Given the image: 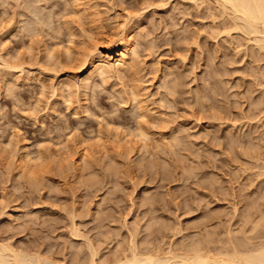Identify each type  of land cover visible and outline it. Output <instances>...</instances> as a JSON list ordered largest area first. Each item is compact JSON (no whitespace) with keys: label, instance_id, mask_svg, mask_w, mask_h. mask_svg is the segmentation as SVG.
Here are the masks:
<instances>
[{"label":"rangeland","instance_id":"rangeland-1","mask_svg":"<svg viewBox=\"0 0 264 264\" xmlns=\"http://www.w3.org/2000/svg\"><path fill=\"white\" fill-rule=\"evenodd\" d=\"M214 2L0 0L1 244L88 264L92 247L99 263L135 244L141 252L178 251L211 236L207 249L232 252L264 243V50ZM79 3L99 18L79 14ZM131 18L147 35L135 72L96 79L88 96L75 86L61 95L85 49L117 39ZM164 70L185 76L178 93L161 87L175 77ZM135 89L147 116L133 101ZM166 95L174 100L168 105ZM199 96L208 97L204 107ZM180 126L193 152L172 139ZM25 148L46 155L30 176L19 167Z\"/></svg>","mask_w":264,"mask_h":264},{"label":"bare ground","instance_id":"bare-ground-1","mask_svg":"<svg viewBox=\"0 0 264 264\" xmlns=\"http://www.w3.org/2000/svg\"><path fill=\"white\" fill-rule=\"evenodd\" d=\"M83 1V0H82ZM164 1V0H163ZM191 1H193V2H201V0H191ZM205 1V0H204ZM215 2H214V4L215 3H217V8H219L220 6L222 7V9H223V12H225V14L227 13V12H230V15H231V19H232V24H233V26H232V24H231V26L232 27H234V30L236 31V30H238V31H242L243 33H245L247 36H250L251 38H252V40H254L255 41V43L256 44H258V47H260L262 50H264V0H214ZM78 2V1H77ZM159 2H160V0H159ZM80 3H81V1H80ZM78 4V5H80V6H78V8L77 9H79V7H81L82 8V10H81V8H80V12H79V14H81V11H84L85 12V14H86V12L88 13L89 12V15L91 16H93V14H91L92 12L90 11V8H92V7H90L89 8V6L88 7H83V5H84V3H83V5L82 4ZM86 3V2H85ZM152 3V2H151ZM88 4V3H87ZM153 4H154V2H153ZM164 4H165V2H164ZM164 4H163V7H164ZM199 4V3H198ZM201 5H202V3H200ZM199 4V5H200ZM166 6L168 5L167 4V2H166V4H165ZM196 5V4H195ZM200 5V6H201ZM216 5V4H215ZM220 5V6H219ZM76 6V7H77ZM198 6V5H197ZM199 6V7H200ZM27 7V6H26ZM25 7V8H26ZM31 7V6H30ZM29 7V8H30ZM33 7V6H32ZM37 7V6H36ZM39 7V6H38ZM159 7V6H158ZM34 8H35V5H34ZM209 8V7H208ZM33 9V8H32ZM38 9V8H37ZM31 11V10H30ZM37 10H35V12H36ZM217 11H218V9H217ZM220 11H221V9L219 10V13L218 14H220ZM27 12H28V10H27ZM78 12V11H77ZM84 12H82V13H84ZM91 12V13H90ZM97 12V11H96ZM24 13H26V12H24ZM30 13V12H29ZM34 13V12H33ZM36 13H38V12H36ZM36 13H34V14H36ZM94 14H95V12H94ZM98 14V13H97ZM141 14H143V13H141ZM229 14V13H228ZM228 14H226V15H228ZM37 15V14H36ZM81 15H83V14H81ZM89 15H87V16H89ZM130 15V14H129ZM128 15V16H129ZM26 16V15H25ZM29 16V15H28ZM89 16V17H90ZM92 16H91V18H92ZM138 16V15H137ZM140 16V15H139ZM229 16V15H228ZM85 17H86V15H85ZM89 17H86V18H89ZM129 17H132V16H129ZM128 17V18H129ZM26 18V17H25ZM30 18H31V16H30ZM99 17H97L96 19H98ZM134 18V17H133ZM133 18H131V20L133 19ZM138 18V17H137ZM230 18V16L228 17V19ZM29 19V18H28ZM28 19H26V20H28ZM33 19V18H32ZM92 19H95V17L94 18H92ZM95 19V20H96ZM34 20V19H33ZM95 20H93V21H95ZM138 20H140V19H138ZM92 21V20H91ZM92 21V23H94ZM126 21H128V24L129 25H126L127 24V22H126V26L124 27V29H123V31H122V34L119 36V37H117V34H116V38L117 39H115V40H112L111 39V41H109V42H104L103 44H104V46H102L100 43H99V46L101 45L102 47H95V48H92V49H90V47L88 48V49H90L91 51H88V50H86L85 49V52H86V54L84 55V53H82V55H84L85 56V59H84V61H83V64L81 65L82 67H80V64H79V66L78 67H80V68H78L79 70V72L76 74V77L77 78H70L71 76H69V78L70 79H74V80H72V81H70V82H72V83H70L69 82V80L70 79H68V78H66V81H68V83H65L64 82V84H62L63 85V88L60 90V91H62V92H60V93H62L61 95H64L63 93V91H65V90H68V91H70L71 90V88H73L74 86L77 88V89H79V90H83L84 92V94L86 93L87 94V96H88V92L92 89V87H93V85H94V83H95V80L96 79H98V80H102L101 81V83L102 82H104L106 79H110V77L111 76H113V75H117V76H120V75H123L124 73H126V72H128L129 73V71H134L135 72V70H134V68H135V66H136V60H137V49H138V47H140L142 44H144V43H146L147 42V35L146 34H144V33H142V32H140L141 30H139L138 31V29H137V27H136V25L135 24H132V22H134L135 23V21H136V19H135V21L134 20H132V21H130V20H126ZM33 22V21H32ZM96 22V21H95ZM98 22V21H97ZM137 22V21H136ZM141 22V21H140ZM33 23H35V22H33ZM96 24V23H95ZM137 24H139V22L137 23ZM154 24V23H153ZM29 25H31V24H29ZM28 26V25H27ZM138 26V25H137ZM141 26V25H140ZM32 27V26H31ZM22 28V27H21ZM99 28V27H98ZM32 29H33V27H32ZM147 29V28H146ZM233 30V28L231 29L230 28V31H232ZM30 31V30H29ZM229 31V29L227 30V32ZM230 31H229V33H230ZM96 32V31H95ZM72 33H70V35H71ZM185 34V33H184ZM94 35V34H93ZM92 35V36H93ZM96 35V34H95ZM72 36H73V34H72ZM71 37V36H70ZM102 38V37H101ZM149 38H150V36H149ZM106 43V44H105ZM95 44V43H94ZM152 44V43H151ZM97 46H98V44H97ZM148 47V46H147ZM148 48H150V47H148ZM153 48V47H152ZM70 51V50H69ZM69 51H68V53H69ZM71 54V53H70ZM84 56L82 57V59L84 58ZM138 63V62H137ZM9 64V63H8ZM209 65H211V63L209 64ZM7 66H9V67H7L8 69H11L10 68V64L9 65H7ZM12 67V66H11ZM173 67V66H172ZM213 67V66H212ZM215 67V66H214ZM14 68V67H13ZM170 68V67H169ZM176 68V67H175ZM210 68V67H209ZM174 68H172V70H173ZM216 69V68H215ZM177 70H178V68H177ZM217 70V69H216ZM216 70H214V72L216 71ZM165 71V70H164ZM137 72H138V68H137ZM217 72V71H216ZM75 73V72H74ZM127 73V74H128ZM139 73V72H138ZM165 73H166V71H165ZM173 72L172 71H169L168 73H166L167 75H166V77H170L171 76V74H172ZM213 73V72H212ZM133 74V73H132ZM131 74V75H132ZM135 74V73H134ZM133 74V75H134ZM220 74V73H219ZM133 75H132V77H133ZM137 75V74H136ZM164 75V74H163ZM173 75H175L174 73H173ZM183 75V74H182ZM182 75H179L178 73H177V75H175V77H173V78H169V79H167L166 77V79H167V81H165L164 83H161L162 85H161V87L163 88H165V89H169V90H171V93L173 94V92H175V93H178L179 92V88H180V85H183V83L181 82L182 80H183V78L185 77H183L182 78V80H181V76ZM212 75V74H211ZM67 76V75H66ZM126 76H128V75H126ZM129 77V76H128ZM136 78L135 79H138L137 78V76H135ZM212 77V76H211ZM112 78V77H111ZM113 78H115V77H113ZM118 78H120V77H118ZM121 78H123V76L121 77ZM120 78V79H121ZM130 78V77H129ZM218 78H220V77H218ZM76 79V80H75ZM124 79V78H123ZM141 79V78H140ZM139 79V81H141ZM161 79H163V78H161ZM161 79H160V81H161ZM166 79H164V80H166ZM208 79V78H207ZM221 79V78H220ZM219 79V80H220ZM122 80V79H121ZM132 80V79H131ZM222 80V79H221ZM133 81V80H132ZM208 81V80H207ZM213 81V80H212ZM215 81V80H214ZM135 82V81H134ZM163 82V81H162ZM184 82H185V80H184ZM136 83H137V81H136ZM182 83V84H181ZM206 83V82H205ZM211 83V82H210ZM220 84H221V82H219ZM218 83V84H219ZM6 84H8L7 82H6ZM105 84V83H104ZM217 84V85H218ZM10 85V84H9ZM9 85L7 86V87H9ZM184 85H185V83H184ZM206 85V84H205ZM210 85V84H209ZM126 86V85H125ZM135 86V88H136V86H139V85H136V84H134L133 86H131V87H134ZM7 87H6V89H7ZM131 87H129V88H131ZM185 87V86H184ZM205 87V86H204ZM211 87V86H210ZM215 87V86H214ZM223 87V86H222ZM10 88V87H9ZM161 88V89H162ZM221 88V87H220ZM65 89V90H64ZM125 89V88H124ZM138 89H140L139 87H138ZM142 89V88H141ZM144 89V88H143ZM158 89H159V87H158ZM184 89V88H183ZM182 89V90H183ZM208 89V88H207ZM214 89V88H213ZM218 89H219V87L216 89L217 90V92H218ZM57 90V89H56ZM55 90V91H56ZM93 90H95V89H93ZM122 90V89H121ZM126 90H127V88H126ZM180 90H181V88H180ZM211 90V89H210ZM166 91V90H165ZM204 91V90H203ZM220 91L221 90H219V95L220 94H224V93H220ZM222 91H223V89H222ZM117 92V91H116ZM124 93H125V91H123ZM183 92V91H182ZM181 92V93H182ZM184 92H185V89H184ZM206 92V91H205ZM66 94H68L67 92H65ZM91 93V92H90ZM94 93V92H93ZM140 93H142V91L141 92H139V90L137 91V89H135L134 91H132V98H133V101H134V103L136 104V105H138L139 106V109H140V112H141V114H142V116H147V114L149 115V110H148V108H146V107H143L145 104H143V103H145V102H142L141 101V99H138L139 98V94ZM174 93V94H175ZM201 93V92H200ZM200 93H198V94H200ZM209 93H211V92H209ZM85 94V95H86ZM121 94V93H120ZM119 94V95H120ZM126 94H128V92L126 93ZM173 94V95H174ZM180 94V93H179ZM182 94H184V93H182ZM197 94V95H198ZM205 94H208V93H205ZM90 95V94H89ZM94 95V94H93ZM92 95V96H93ZM129 95V94H128ZM140 95H142V94H140ZM144 96H145V94H143ZM201 95H202V93H201ZM209 96V95H208ZM215 96V95H214ZM121 98H122V96H120ZM143 97V96H142ZM146 98H147V96H145ZM166 97H167V95H166ZM198 97V96H197ZM144 98V97H143ZM168 98V97H167ZM205 98H208V97H204V96H199V98H198V102L200 103V105H205V104H203L204 103V100H206ZM212 98V97H211ZM214 98V97H213ZM87 99H88V97H87ZM123 99V98H122ZM125 99H123V102H125L124 101ZM172 100H173V98H172ZM171 100V101H172ZM142 102V106L140 105V103ZM145 101H146V99H145ZM162 101V100H161ZM164 102H165V99L163 100ZM167 102H166V104L168 103V104H170V98H168V100H166ZM174 101V100H173ZM207 101V100H206ZM213 101V100H212ZM122 102V101H121ZM122 102V103H123ZM127 102V101H126ZM164 102H162V103H164ZM208 102H210L209 100H208ZM208 102H206V104H208ZM125 104H127V103H125ZM167 104V105H168ZM172 104V103H171ZM147 105V104H146ZM210 105V104H209ZM204 107V106H203ZM202 107V108H203ZM205 107H208L207 105L205 106ZM127 108V107H126ZM146 108V109H145ZM131 109V108H130ZM150 109V108H149ZM146 110H148V111H146ZM152 110V109H151ZM139 111V110H138ZM146 112H148V113H146ZM139 113V112H138ZM152 113V112H151ZM140 114V115H141ZM139 117H141V116H139ZM143 127V126H142ZM139 129H137V132H139V135L137 134V136L139 137H141V139L142 140H145L144 142H146V137L145 136H147L148 134H146V131L144 132V130H145V128H144V130H143V128H141V127H138ZM186 128H184L183 126L181 127H176L174 130H173V132L172 133H170L171 134V137H172V139L176 142V144H183L184 146H186L188 149H186V150H188L189 151V149H190V151H194V150H192V149H194V147H193V144L195 143L194 141H193V139H190V137H189V135L190 134H187V132L189 131H187L186 132V130H185ZM125 133V132H124ZM128 135H129V137H131V138H137V136L135 135V132L133 133V135H135V136H130V135H132V134H130L129 132H126ZM208 133V132H207ZM124 135V134H123ZM194 135V134H193ZM191 136H192V134H191ZM145 138V139H144ZM149 138V137H148ZM190 140H189V139ZM141 139H138L137 138V140H139V141H142ZM234 139V138H233ZM129 140L131 141V139L129 138ZM133 140V139H132ZM191 140L194 142H191ZM118 141V140H117ZM132 142V141H131ZM137 142V141H136ZM143 142V141H142ZM236 142V141H235ZM119 143H120V141H119ZM128 143H130L129 141H128ZM85 144V140L83 139V138H81L80 140H79V145L81 146V145H84ZM146 144V143H145ZM145 144H142L143 146L145 145ZM128 145V144H127ZM231 145H232V143H231ZM12 146H14V145H12ZM16 146V149H17V145H15ZM24 146V145H23ZM27 147V146H26ZM129 147V146H128ZM14 148V147H13ZM20 149L22 148L23 149V147H19ZM125 148H127L126 146H125ZM132 148V147H131ZM140 149H138V150H141V148L142 147H139ZM145 148H147L146 147V145L144 146V149L143 150H145ZM20 149H18V152H19V150ZM63 149H65V148H63ZM25 150V151H24ZM23 151L24 152H22L21 154V161L23 162V164H21V165H23V166H19V167H21V175L22 174H25V175H27V176H30L31 175V169H32V165L35 163V161H37V162H39V160L40 159H42V158H44L45 156H44V154L45 153H43L40 149L38 150L37 149V151L36 152H31V151H29L28 149H24ZM126 150V149H125ZM142 150V151H143ZM13 151L16 153V151H15V148L13 149ZM127 151H128V149H127ZM146 151V150H145ZM189 151V152H190ZM129 152V151H128ZM191 152V153H192ZM43 153V154H42ZM151 154V153H150ZM194 154V153H193ZM197 154H198V152H197ZM200 154V153H199ZM85 155V154H84ZM84 155H82L83 156V158H84ZM19 158V159H20ZM46 158V157H45ZM81 158V157H80ZM79 158V159H80ZM86 158V157H85ZM84 158V159H85ZM148 158V157H147ZM80 160H82L81 162H83L84 160L83 159H80ZM15 161V160H14ZM79 162V161H78ZM77 163V162H76ZM152 163V162H151ZM150 163V164H151ZM16 165H17V163H16ZM15 167V166H14ZM34 169V168H33ZM19 170V169H18ZM75 170H77V169H75ZM79 170V169H78ZM191 170V169H190ZM34 172H36V171H34ZM33 172V173H34ZM193 172V171H192ZM187 173H189V175L190 176H192L191 174L192 173H190V172H187ZM193 173H196V172H193ZM19 174V173H18ZM17 174V175H18ZM19 176V175H18ZM193 176H194V174H193ZM216 181H218L217 179H216ZM145 192V191H144ZM151 199V198H150ZM153 201V200H152ZM145 202H147V200L145 201ZM151 203V202H150ZM147 205V204H146ZM252 207V206H251ZM148 208H149V206H148ZM150 209V208H149ZM151 210V209H150ZM146 211V210H145ZM144 211V212H145ZM150 212V211H149ZM148 212V213H149ZM153 213V212H152ZM250 214H248V216H249ZM151 217V216H150ZM249 218H250V216H249ZM249 218H247V219H249ZM148 221V220H147ZM152 221V220H151ZM248 221H251V220H248ZM149 222V221H148ZM156 222V221H155ZM159 222H161L160 220H159ZM252 222V221H251ZM253 223H254V221H253ZM153 224H156V223H153ZM159 224V223H158ZM255 224V223H254ZM151 225H152V222H151ZM164 225H166V224H164ZM256 225H257V223H256ZM256 225H254L253 227H255ZM146 226V225H145ZM152 226H154V225H152ZM260 225H259V223H258V226H256L257 228L259 227ZM162 227V226H161ZM146 228V227H145ZM150 228V227H149ZM146 229H148V226H147V228ZM166 229V228H165ZM163 231V230H162ZM207 235V234H206ZM198 236H200V235H198ZM202 236V235H201ZM200 236V237H201ZM199 237V238H200ZM208 237H210L211 238V236H207L206 238L208 239ZM198 238V237H197ZM199 238H198V240H199ZM201 238H203V236L201 237ZM200 238V240H199V242L198 243H193V241H192V243H193V245L191 244V246L188 248V247H186L185 249H183L185 246H182L183 248L181 249V250H179V248H178V251H177V249H174V250H172L173 248H171V250H169L168 252H164L163 250H162V248H151V250H146V251H144V250H142V252L139 250H137V247L135 246V245H133V247L130 249V254L129 253H127V252H125V251H123V252H125V256H119V254H118V257L117 256H115V255H117V254H115L114 256L116 257L115 259H113V257H112V259L111 260H108V258H106L107 260L106 261H102V260H99L100 262L98 263L97 262V257H95L96 255H97V253L99 254V252L97 251V249L95 250L93 247L91 248L92 250V252H90V254H91V260H90V262L88 263V264H264V243L263 242H261L262 243V245H261V243L260 244H258V245H256L255 244V246H250V245H254V243L253 244H248V243H252V242H248V243H246V245L244 244V245H242L241 243V245H239V247H238V245H236L235 247L236 248H234V246H233V250L234 251H232V252H226V250H222L223 248H221V250L219 249L218 251L216 250V251H213L212 252V250L210 249L209 250V247H208V249L206 248V246L204 245V243H206V241H208V240H206V238L204 239H201ZM90 239V238H89ZM88 239V240H89ZM134 239H135V237L133 238V242H134ZM195 239V238H194ZM194 239H191V240H194ZM206 240V241H205ZM211 240V239H210ZM89 241H91V240H89ZM197 241V240H196ZM212 241V240H211ZM210 241V242H211ZM132 242V243H133ZM210 242H207V243H209L210 244ZM244 242H246V241H244ZM9 243L11 244V242H8L7 241V243L6 244H4V243H0V264H61V262L59 261V262H54V261H52V260H50L51 258H46V257H48V256H44V257H42L41 256V254L39 255H33V254H28V252H24V251H18V250H16V249H14L13 248V246L12 245H9ZM90 243V242H89ZM93 243V242H92ZM212 243V242H211ZM232 243V242H231ZM234 243V242H233ZM232 243V244H233ZM237 243V242H236ZM13 244V243H12ZM91 244V243H90ZM182 244V243H181ZM247 244L250 246H247ZM190 245V244H189ZM205 246V248H202V246ZM208 245V244H207ZM234 245V244H233ZM90 247L92 246V245H89ZM153 246V245H152ZM151 246V247H152ZM156 246V245H155ZM181 246V245H180ZM258 246V247H257ZM90 247H89V250H90ZM158 247H160V245L158 246ZM179 247V246H178ZM164 248V247H163ZM170 248V247H169ZM208 250V251H206V250ZM23 250V249H22ZM214 250V249H213ZM228 250V249H227ZM97 253H96V252ZM211 251V252H210ZM34 253V252H33ZM37 254V253H36ZM124 254V253H123ZM43 255V254H42ZM93 255V256H92ZM90 258V257H89ZM110 258V257H109ZM96 259V260H95ZM105 260V259H104ZM88 261H89V259H88ZM87 262V261H86ZM64 263V262H63ZM81 264V263H80Z\"/></svg>","mask_w":264,"mask_h":264}]
</instances>
